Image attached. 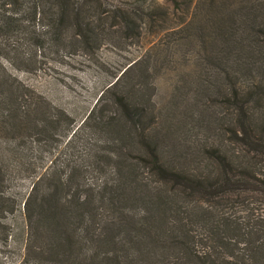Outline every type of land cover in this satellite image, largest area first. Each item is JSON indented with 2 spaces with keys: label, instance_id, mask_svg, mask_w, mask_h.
I'll return each instance as SVG.
<instances>
[{
  "label": "trees",
  "instance_id": "1",
  "mask_svg": "<svg viewBox=\"0 0 264 264\" xmlns=\"http://www.w3.org/2000/svg\"><path fill=\"white\" fill-rule=\"evenodd\" d=\"M144 1L106 10L98 0H0V51L12 61H31L22 47L38 52L63 40L67 31L90 48L99 40L105 18L120 23L127 36L138 37L142 21L157 31L171 28L163 24L169 12ZM172 1L182 9L179 0ZM200 3L206 16L194 22L183 14L175 30L203 47L211 79L208 105L222 108L213 137H223V144L208 141L198 155L193 153L199 159L192 167L181 154L176 162L166 159L148 132L153 116H146L145 99L139 97L137 84L148 79V69L140 57L126 63L65 141V148H71L82 137L88 155L105 156L110 176L97 180L91 197L75 184L71 171L57 172L49 165L24 201L28 240L33 235L47 239V261L70 258L74 252L79 264H264V0H196L194 10ZM37 56L33 61L40 60ZM6 63L0 58V131L38 127L40 120L32 117L53 108L38 101L42 94ZM108 94L119 117L99 107ZM49 124L55 127V122ZM116 126L121 140L136 134L140 152L135 159L123 157L122 147L113 142L100 147L107 141L99 134ZM43 131L54 134L47 127ZM15 149L0 145V234L5 245L11 236L7 212L14 210L8 188L14 180Z\"/></svg>",
  "mask_w": 264,
  "mask_h": 264
},
{
  "label": "rangeland",
  "instance_id": "2",
  "mask_svg": "<svg viewBox=\"0 0 264 264\" xmlns=\"http://www.w3.org/2000/svg\"><path fill=\"white\" fill-rule=\"evenodd\" d=\"M98 1L107 10L117 5L124 8L133 0ZM195 1L187 0L183 3V0H179L182 3L181 10L175 7L172 0L148 2L159 3L169 12L167 19L162 21L165 26L171 27L167 30L157 31L142 21L140 35L127 36L120 23L114 24L105 18L108 21L101 22L103 30L99 40L91 42L90 48L67 31L63 40L50 42L47 48L38 52L22 47L20 51L23 54L30 53L31 61H12L8 59L5 50L0 51V58L7 62L12 73L25 85L42 94L44 99L39 97L38 101L42 100L46 106L49 104L53 108L45 111V114L32 117L40 120L38 127L28 124L24 129L19 125L11 132L0 131V145L16 147L11 166L14 180L8 188V192L14 195V210L10 213L8 211L6 217L11 222V236L5 245L0 234V264H79L74 252L70 258L64 257L57 261L48 257L47 261V239L33 235L28 240L30 229L23 220L22 207L33 181L49 165H53L57 172L71 171L75 184H80L83 194L91 197L95 196L93 186L97 180L102 176H110L105 156L100 153L88 155L83 149L82 137L77 136L71 148H65V141L69 130L80 124L93 107L104 85L131 60L140 57L142 67L148 69V79L142 78L137 84L141 89L139 97L145 99L149 110L146 116H153L148 132L157 140L166 159L172 158L176 162L181 154L185 158L183 162L192 167L194 161L199 159L193 153L198 155V151L208 141L223 144V137H213L219 126L216 115L221 107L208 105L206 88L211 79L206 73L209 65L201 51L203 47L195 40L189 42L185 32L175 30L183 14L187 20L191 18L194 22L206 16L205 4L200 3L198 9L194 10ZM187 3L191 4L188 13ZM198 25L201 27V24ZM34 55L40 56H37L40 59L38 62L33 61ZM99 107L105 110V114L119 117L120 111L110 94L99 103ZM49 122H55V127ZM45 127L47 130L53 129L54 134L51 136L44 133ZM85 134L86 131L80 132L81 136ZM121 135L118 126L107 128L103 134H99L102 140L107 141L100 147H110L113 142L122 147L125 153L122 152L123 157L135 159L140 152L136 134L124 140L120 139ZM145 181L143 178L141 183ZM91 208L92 204L86 206V209ZM90 214L93 215L92 212ZM41 248L46 250L43 255L38 253Z\"/></svg>",
  "mask_w": 264,
  "mask_h": 264
}]
</instances>
